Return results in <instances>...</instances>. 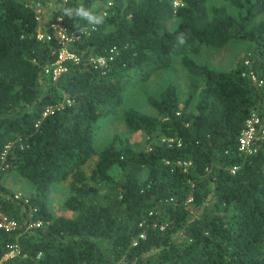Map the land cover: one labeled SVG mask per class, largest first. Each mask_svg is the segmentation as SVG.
I'll return each instance as SVG.
<instances>
[{
  "label": "trees",
  "instance_id": "16d2710c",
  "mask_svg": "<svg viewBox=\"0 0 264 264\" xmlns=\"http://www.w3.org/2000/svg\"><path fill=\"white\" fill-rule=\"evenodd\" d=\"M54 1L51 17H61L72 36L68 49L79 56L55 79L43 66L57 57L56 32L47 25L51 39L37 38L26 1L0 0V176L14 171L32 186L25 200L0 179V211L20 224L0 227V257L17 243L13 264H264V140L253 153L237 145L252 109L264 121V0H226L237 14L214 0L177 7L171 0ZM80 6L103 23L64 14ZM233 41L246 51L228 70L194 57L203 45ZM100 55L106 65L90 60ZM177 57L192 76L183 100L169 81L157 96L146 94L156 114L122 111L130 131L163 139L142 149L113 134L97 150L99 118L118 111L129 86ZM61 181L69 216L49 207L52 184Z\"/></svg>",
  "mask_w": 264,
  "mask_h": 264
},
{
  "label": "rangeland",
  "instance_id": "374dc122",
  "mask_svg": "<svg viewBox=\"0 0 264 264\" xmlns=\"http://www.w3.org/2000/svg\"><path fill=\"white\" fill-rule=\"evenodd\" d=\"M26 2H32L34 0H25ZM46 8V17L49 21L52 20L51 6L55 3L54 0H41ZM215 3L223 2L227 4L229 11L234 14L238 13V9L228 3L226 0H214ZM178 19L173 17L169 21V27L173 29L177 24ZM48 22L45 18L38 23V29H45ZM49 26V25H48ZM246 51V43L242 41H233L220 49H210L206 46H202L200 51L194 56L195 59L201 63H206L210 67L216 70H228L235 66L236 62L244 55ZM192 76L181 65L178 57L173 63L165 68H161L153 72L148 79L142 82H136L129 86L124 92V98L120 104L118 111L115 114H111L105 117L99 118L95 124L94 134V146L97 150H100L109 143L113 134H119L123 137H128L131 142H134L136 147L142 149H148L151 142L159 141L163 139V136L154 133L151 138L148 139V135L141 130L130 131L124 124L122 119V111L128 106H134L141 111L156 114L154 108H152L147 100L146 94L149 92L153 95H158L159 92L165 87L169 81H173L177 85L178 94L180 99L183 100L188 92L189 83ZM63 100L59 101V104ZM94 165V158H90L84 165V169L89 172ZM113 174H117V171L113 170ZM1 182L11 189L14 194H18L20 197L27 196L32 186L30 182L17 174L14 171H6L0 176ZM67 181L55 182L52 184L49 207L55 214L72 215L71 211H68L63 207V200L68 194ZM190 197L187 198V201ZM191 212L195 210L194 207H190Z\"/></svg>",
  "mask_w": 264,
  "mask_h": 264
},
{
  "label": "built area",
  "instance_id": "2783aa9c",
  "mask_svg": "<svg viewBox=\"0 0 264 264\" xmlns=\"http://www.w3.org/2000/svg\"><path fill=\"white\" fill-rule=\"evenodd\" d=\"M65 1V0H62ZM174 7L182 5V0H171ZM34 10V16L39 23L45 18L48 22L50 28H52L56 32V36L60 42V48L57 54L56 59L53 62L46 63L43 66L44 73H50L52 78L55 79L58 75L66 70V61L71 59L73 61H77L79 56L68 49V43L72 39V36L67 35L66 27L61 23V17L57 16L56 19H52L49 21L46 17V8L41 0H34L31 3L26 2ZM46 29H38L37 28V38L49 40L51 39V33L46 32ZM111 51H116V48H112ZM112 56L109 55L107 58H111ZM91 61H96L100 65H106V57L105 56H93L90 57ZM252 79L256 82V84H261L262 80L258 79L257 76L252 73ZM264 140V121L259 116L255 109H252L245 119L242 128L237 137V145L238 150L243 153H253L257 151L258 145L261 141ZM3 158V156H1ZM179 163H181L179 161ZM189 162L183 161L182 165L187 166ZM237 166H232L231 170L233 171ZM15 197H20L18 194H14ZM22 197V196H21ZM27 197H24L26 200ZM40 223V220L37 222H31L29 225H37ZM142 222H139L141 225ZM156 225V222L153 223ZM20 226L19 221L14 216H9L4 212L0 211V227H2L6 231H11L16 229ZM163 227V225H161ZM139 237H144L145 232L142 230L138 234ZM20 254V248L17 243H8L6 251L0 257V264H13L12 259L17 257Z\"/></svg>",
  "mask_w": 264,
  "mask_h": 264
},
{
  "label": "clouds",
  "instance_id": "9594fccd",
  "mask_svg": "<svg viewBox=\"0 0 264 264\" xmlns=\"http://www.w3.org/2000/svg\"><path fill=\"white\" fill-rule=\"evenodd\" d=\"M64 14L66 16H69V17H72V16L79 17L81 19L86 20L89 24H93V25H98V24L103 23V17L102 16L94 15L90 10L85 9L83 6H80V7L76 8L75 10L65 9ZM179 42L180 43L184 42V37L182 34L179 38Z\"/></svg>",
  "mask_w": 264,
  "mask_h": 264
}]
</instances>
